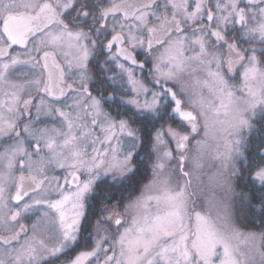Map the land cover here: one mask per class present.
<instances>
[{
    "label": "snow or ice",
    "instance_id": "1",
    "mask_svg": "<svg viewBox=\"0 0 264 264\" xmlns=\"http://www.w3.org/2000/svg\"><path fill=\"white\" fill-rule=\"evenodd\" d=\"M0 264H264V0H0Z\"/></svg>",
    "mask_w": 264,
    "mask_h": 264
}]
</instances>
